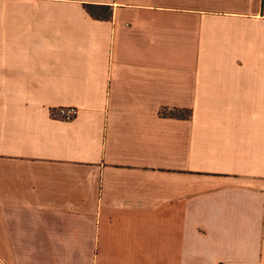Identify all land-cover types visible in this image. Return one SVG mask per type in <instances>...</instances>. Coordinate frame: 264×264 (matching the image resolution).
<instances>
[{"label":"crops","instance_id":"1","mask_svg":"<svg viewBox=\"0 0 264 264\" xmlns=\"http://www.w3.org/2000/svg\"><path fill=\"white\" fill-rule=\"evenodd\" d=\"M0 264H264V0H0Z\"/></svg>","mask_w":264,"mask_h":264},{"label":"built area","instance_id":"2","mask_svg":"<svg viewBox=\"0 0 264 264\" xmlns=\"http://www.w3.org/2000/svg\"><path fill=\"white\" fill-rule=\"evenodd\" d=\"M75 113H76V108L69 106V107L56 108L52 114L62 119L69 120L74 117Z\"/></svg>","mask_w":264,"mask_h":264}]
</instances>
